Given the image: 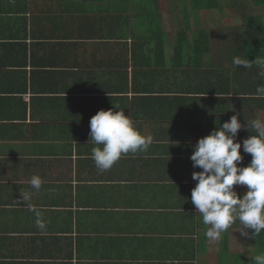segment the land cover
I'll return each instance as SVG.
<instances>
[{"label": "crops", "instance_id": "1", "mask_svg": "<svg viewBox=\"0 0 264 264\" xmlns=\"http://www.w3.org/2000/svg\"><path fill=\"white\" fill-rule=\"evenodd\" d=\"M149 4L0 0V264H251V257L264 254V230L250 239L241 234L239 221L219 240H208L190 199L197 183L192 174L201 170L190 159L193 146L237 113L245 125L244 117L264 120V98L256 93L264 80L228 74L230 96L239 89L241 100L221 104L220 111H211L219 106L212 109L208 99L217 95L207 93H196L191 109L173 113H146L133 105L131 90L122 102L118 86L147 83L135 82V71L150 72L158 64L168 72L165 66L176 57L171 48L168 57L152 59L158 52L146 46L150 21L170 44L180 29H205L209 46L196 59L199 71L236 69L240 49L228 43L234 30L214 33L201 18L207 11L195 14L190 0ZM142 54L150 57L143 70L136 66ZM177 60L191 61L182 55ZM122 72L129 74L128 83L119 80ZM214 80L219 81L208 76L204 82ZM114 104L154 139L147 151L124 155L101 171L91 158L89 122ZM169 117H178L175 126ZM249 135L245 126L237 140ZM241 152L247 166L250 154L243 146ZM33 175L44 182L39 191L30 186ZM21 188L33 193L30 203L42 210L45 229L18 201Z\"/></svg>", "mask_w": 264, "mask_h": 264}, {"label": "clouds", "instance_id": "2", "mask_svg": "<svg viewBox=\"0 0 264 264\" xmlns=\"http://www.w3.org/2000/svg\"><path fill=\"white\" fill-rule=\"evenodd\" d=\"M233 64L242 69L258 66L260 75L264 76V59L235 57ZM256 93L258 98H264V84L257 87ZM244 120L246 125L242 124L239 113L231 116L193 146L190 159L193 167L201 170L192 174L197 183L190 199L195 213L200 214L206 225L204 235L210 241L219 240L236 221L243 226L241 234L250 239L264 230V120L248 121L245 117ZM89 124V140L95 145L91 158L101 171L111 169L124 155L147 151L153 144V136L143 134L117 104L99 110ZM245 126L250 135L240 142L237 136ZM242 146L243 152L252 156L247 166L241 163ZM29 183L39 191L44 182L39 175H33ZM237 185L244 186L246 191L240 194ZM32 196V192L21 188L18 201L35 214L36 225L43 230L46 227L43 213L30 203ZM251 264H264V254L251 257Z\"/></svg>", "mask_w": 264, "mask_h": 264}, {"label": "trees", "instance_id": "3", "mask_svg": "<svg viewBox=\"0 0 264 264\" xmlns=\"http://www.w3.org/2000/svg\"><path fill=\"white\" fill-rule=\"evenodd\" d=\"M146 1L150 3L149 7L151 8L152 0ZM190 1L192 3V9L197 15L202 11L211 13L213 10L227 13L223 19V24L234 27L228 28V31L232 29L234 30L233 34L229 31L228 36L231 37V44L240 49L235 57L243 59L249 58L251 60H255L256 57L264 59V17L258 13H254L255 9L264 8V0ZM229 9H233L232 13L228 12ZM150 22V41L146 46L150 47L152 51L158 52L156 56H152V59L156 61L161 60V57L163 56L168 57V54L170 55V50L168 49L171 48L175 50L176 57L173 58V60L171 59L170 63H167L165 66V69L169 70L168 72L160 71L161 68L157 66L158 64L155 65L156 69L150 72L135 71L133 74L135 82L145 80L147 83L134 84L131 88L127 84H121L118 86L116 93L122 95V102L125 98L124 96L128 95L131 90L133 93V105L142 108L146 113H149V111L151 112V110L169 111L170 113H173V111H177L178 109H191L196 103V97L194 95L196 93H207L217 95L212 96V99H208L209 105H212L213 102L212 109L219 106L217 109L209 110L220 111L222 108L221 104H225L224 106H226L229 104L227 101L231 99H235L234 102L238 104V101L241 100L240 97L238 99V95H240L238 94L240 91L239 89L235 92V94H237L235 95L236 97L230 96L233 94L231 91L234 86L225 83L224 77H227L228 74L232 73L233 77L239 78L240 81L244 78H259L264 80V76L260 75V68L255 65L248 69H242L234 65L236 69L233 72L232 70L226 71L225 69H207L203 72L199 71L200 64L196 63V59L198 60L199 57L205 56V52H207L209 46L207 31L198 27L194 29H191V27H187L184 30L180 29L175 34L174 43L170 44L168 37L165 36L161 28H159V25L154 23V21ZM240 22L241 24L239 25ZM224 33H227V30H224ZM238 37L239 39H237ZM222 40L226 41L224 38H222ZM136 46L146 47L145 44L143 45L140 43ZM184 49H186V52ZM180 55L190 58L191 61L187 64L180 63L177 60ZM149 61L150 57H147V54H142L136 66L143 70L150 65ZM208 76L219 81L214 80L212 81L213 83L209 81L204 82V80H207ZM168 77L171 79L175 78L176 81L172 84L164 83L163 81L169 80ZM119 78L122 82H129V74L127 72L119 73ZM247 86L257 87L255 84H249ZM164 94L165 96L162 97ZM249 101H251V99H249ZM121 107H125V104L121 103ZM150 118L153 119L152 115L149 119ZM165 119L170 125H174V122L177 121L178 117H169ZM250 159H252L251 155ZM238 191L240 194H243L246 191V188L238 185Z\"/></svg>", "mask_w": 264, "mask_h": 264}, {"label": "rangeland", "instance_id": "4", "mask_svg": "<svg viewBox=\"0 0 264 264\" xmlns=\"http://www.w3.org/2000/svg\"><path fill=\"white\" fill-rule=\"evenodd\" d=\"M232 11H233V9H229L228 12L232 13ZM214 12L215 13H213V15L211 13H209V12H206V14H202V17L201 18H202L203 22H205V24L207 25V27L213 29L214 33H216L217 35L218 34H221L222 35V34H224V30H227L228 28L231 27V26L229 27V25H224L223 24V19L227 15V13L220 12V11L218 12L217 10L214 11ZM259 12H260V15L262 17H264V9H260ZM254 13L257 14L258 11L254 10ZM233 17H235V16H233ZM236 25H234V26H236ZM231 28H234V27H231ZM237 39H239V37ZM217 41H219V40H217ZM228 43L229 44L231 43V41L229 39H228ZM254 87H252V89H254Z\"/></svg>", "mask_w": 264, "mask_h": 264}]
</instances>
